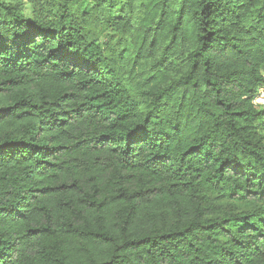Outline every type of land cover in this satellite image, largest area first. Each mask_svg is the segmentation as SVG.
Instances as JSON below:
<instances>
[{
  "label": "trees",
  "instance_id": "obj_1",
  "mask_svg": "<svg viewBox=\"0 0 264 264\" xmlns=\"http://www.w3.org/2000/svg\"><path fill=\"white\" fill-rule=\"evenodd\" d=\"M0 0V264H264V0Z\"/></svg>",
  "mask_w": 264,
  "mask_h": 264
},
{
  "label": "rangeland",
  "instance_id": "obj_2",
  "mask_svg": "<svg viewBox=\"0 0 264 264\" xmlns=\"http://www.w3.org/2000/svg\"><path fill=\"white\" fill-rule=\"evenodd\" d=\"M23 3L24 13L28 18H49L51 0H20ZM93 4L88 1L75 0L72 10L76 13L90 14Z\"/></svg>",
  "mask_w": 264,
  "mask_h": 264
},
{
  "label": "built area",
  "instance_id": "obj_3",
  "mask_svg": "<svg viewBox=\"0 0 264 264\" xmlns=\"http://www.w3.org/2000/svg\"><path fill=\"white\" fill-rule=\"evenodd\" d=\"M262 75L264 77V70L262 71ZM252 104L257 108L264 107V85L258 87L253 97Z\"/></svg>",
  "mask_w": 264,
  "mask_h": 264
}]
</instances>
